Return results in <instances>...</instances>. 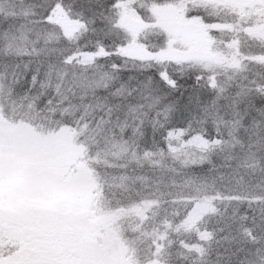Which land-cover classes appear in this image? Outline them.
I'll return each instance as SVG.
<instances>
[{"label":"snow or ice","instance_id":"obj_1","mask_svg":"<svg viewBox=\"0 0 264 264\" xmlns=\"http://www.w3.org/2000/svg\"><path fill=\"white\" fill-rule=\"evenodd\" d=\"M0 264H264V0H0Z\"/></svg>","mask_w":264,"mask_h":264}]
</instances>
